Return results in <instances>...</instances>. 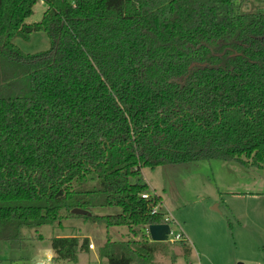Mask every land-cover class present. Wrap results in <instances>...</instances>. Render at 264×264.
Segmentation results:
<instances>
[{
	"label": "trees",
	"instance_id": "1",
	"mask_svg": "<svg viewBox=\"0 0 264 264\" xmlns=\"http://www.w3.org/2000/svg\"><path fill=\"white\" fill-rule=\"evenodd\" d=\"M37 1L0 0V240L22 246L24 227L65 210L133 233H108V264H162L171 244L146 234L166 220L153 211L159 196L142 197L144 167L217 159L264 169V0H45L28 23ZM39 30L49 50L12 41ZM107 206L122 211L92 212ZM89 244L53 237L52 260L76 263Z\"/></svg>",
	"mask_w": 264,
	"mask_h": 264
},
{
	"label": "rangeland",
	"instance_id": "2",
	"mask_svg": "<svg viewBox=\"0 0 264 264\" xmlns=\"http://www.w3.org/2000/svg\"><path fill=\"white\" fill-rule=\"evenodd\" d=\"M47 9L38 0L28 23L41 20ZM13 43L27 54L49 50L51 38L46 31L30 33L29 38L16 35ZM146 192L159 196L156 208L172 219L174 233L183 230L192 252L184 256L181 242L171 244L169 254L159 253L158 261L170 264L177 254V264H264V169L248 167L237 161L204 160L155 168L144 167ZM131 180H134L133 178ZM118 206L96 207L94 214L119 213ZM54 224L22 229V246L13 247L0 240V264H108L99 249L108 233L113 239L132 237L126 226L107 227L85 216H68ZM121 231V232H117ZM42 235V237H39ZM88 237L95 249L79 252L76 263L55 256L51 239L56 236ZM141 235V234H140Z\"/></svg>",
	"mask_w": 264,
	"mask_h": 264
},
{
	"label": "water",
	"instance_id": "3",
	"mask_svg": "<svg viewBox=\"0 0 264 264\" xmlns=\"http://www.w3.org/2000/svg\"><path fill=\"white\" fill-rule=\"evenodd\" d=\"M199 63L194 62L191 64L190 68ZM73 214L76 215H88L91 216L92 212L83 208H73L71 210ZM149 234L152 241L166 242L169 238L170 225L169 223H152L148 226ZM36 264H45L43 261H39ZM237 264H244L243 262H238Z\"/></svg>",
	"mask_w": 264,
	"mask_h": 264
},
{
	"label": "built area",
	"instance_id": "4",
	"mask_svg": "<svg viewBox=\"0 0 264 264\" xmlns=\"http://www.w3.org/2000/svg\"><path fill=\"white\" fill-rule=\"evenodd\" d=\"M142 197L144 199H147V200L155 199L151 195H149L147 192L143 193L142 194ZM156 198H158V196H156ZM157 210L158 209L156 208V206H154L153 211L155 212ZM165 220H166V222H164V223H169V225H170L169 238H168V240L166 242H170L172 244H175L178 241L183 242V241L187 240L182 229L179 232L174 233V231L172 230V222L173 221H172V219L166 213H165ZM145 231H146V234L150 237L149 230H148V226L146 227ZM150 239H151V237H150ZM89 248L90 249L95 248V244L93 242H90Z\"/></svg>",
	"mask_w": 264,
	"mask_h": 264
},
{
	"label": "crops",
	"instance_id": "5",
	"mask_svg": "<svg viewBox=\"0 0 264 264\" xmlns=\"http://www.w3.org/2000/svg\"><path fill=\"white\" fill-rule=\"evenodd\" d=\"M117 232H121V231H117ZM181 247H182V245H181ZM93 249H95V248H93ZM182 249V248H181ZM182 251V254H183V249L181 250ZM55 253V252H54ZM177 255V254H176ZM183 256H184V254H183ZM54 256H52L51 254H49V258H53ZM45 263V262H44ZM176 263H177V258H176ZM46 264V263H45ZM184 264H189V263H184Z\"/></svg>",
	"mask_w": 264,
	"mask_h": 264
}]
</instances>
